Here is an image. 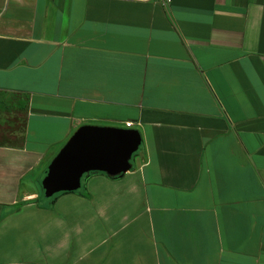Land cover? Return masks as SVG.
Segmentation results:
<instances>
[{"label": "crops", "instance_id": "1", "mask_svg": "<svg viewBox=\"0 0 264 264\" xmlns=\"http://www.w3.org/2000/svg\"><path fill=\"white\" fill-rule=\"evenodd\" d=\"M128 122L129 172L44 196ZM0 264H264V0H0Z\"/></svg>", "mask_w": 264, "mask_h": 264}, {"label": "water", "instance_id": "2", "mask_svg": "<svg viewBox=\"0 0 264 264\" xmlns=\"http://www.w3.org/2000/svg\"><path fill=\"white\" fill-rule=\"evenodd\" d=\"M137 130L83 126L50 163L41 186L46 198L75 192L85 174L99 172L118 177L132 168L131 159L141 145Z\"/></svg>", "mask_w": 264, "mask_h": 264}, {"label": "built area", "instance_id": "3", "mask_svg": "<svg viewBox=\"0 0 264 264\" xmlns=\"http://www.w3.org/2000/svg\"><path fill=\"white\" fill-rule=\"evenodd\" d=\"M158 1H160V3H162V4H169L171 0H158ZM125 126H126V128L129 129L133 126V123H131V122L125 123Z\"/></svg>", "mask_w": 264, "mask_h": 264}, {"label": "rangeland", "instance_id": "4", "mask_svg": "<svg viewBox=\"0 0 264 264\" xmlns=\"http://www.w3.org/2000/svg\"><path fill=\"white\" fill-rule=\"evenodd\" d=\"M142 149V144L140 145V147H139V149H138V151L134 154V156L140 151ZM133 156V157H134ZM133 157H132V159H131V162L133 161ZM44 203H48V201H43Z\"/></svg>", "mask_w": 264, "mask_h": 264}, {"label": "trees", "instance_id": "5", "mask_svg": "<svg viewBox=\"0 0 264 264\" xmlns=\"http://www.w3.org/2000/svg\"><path fill=\"white\" fill-rule=\"evenodd\" d=\"M134 156V155H133Z\"/></svg>", "mask_w": 264, "mask_h": 264}]
</instances>
